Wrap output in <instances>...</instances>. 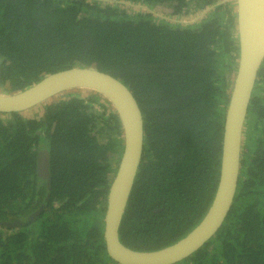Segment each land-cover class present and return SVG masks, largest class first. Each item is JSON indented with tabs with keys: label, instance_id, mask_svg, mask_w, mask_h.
I'll list each match as a JSON object with an SVG mask.
<instances>
[{
	"label": "trees",
	"instance_id": "16d2710c",
	"mask_svg": "<svg viewBox=\"0 0 264 264\" xmlns=\"http://www.w3.org/2000/svg\"><path fill=\"white\" fill-rule=\"evenodd\" d=\"M236 10L235 0H0L3 93L81 67L110 74L138 101L144 151L120 228L129 249L177 243L212 204L239 57ZM44 152L50 190L37 177ZM122 152L119 118L93 92L54 98L33 118L0 113V221L24 220L48 199L32 221L0 226V264H117L104 217ZM240 167L223 226L177 264H264V63Z\"/></svg>",
	"mask_w": 264,
	"mask_h": 264
},
{
	"label": "water",
	"instance_id": "95a60500",
	"mask_svg": "<svg viewBox=\"0 0 264 264\" xmlns=\"http://www.w3.org/2000/svg\"><path fill=\"white\" fill-rule=\"evenodd\" d=\"M239 43L237 69L225 115L222 157L218 186L212 204L202 221L177 243L154 252L127 248L120 228L144 151V118L132 91L110 74L91 68L74 67L42 79L14 94L0 92V113L24 114L42 111L54 98L69 92L96 93L103 97L119 118L123 152L107 197L104 240L108 256L117 264H177L199 251L223 226L235 202L241 171L243 135L258 73L264 63V0H235ZM37 177L51 188L49 156L44 152ZM48 199L24 220L2 222L16 228L35 219Z\"/></svg>",
	"mask_w": 264,
	"mask_h": 264
},
{
	"label": "rangeland",
	"instance_id": "374dc122",
	"mask_svg": "<svg viewBox=\"0 0 264 264\" xmlns=\"http://www.w3.org/2000/svg\"><path fill=\"white\" fill-rule=\"evenodd\" d=\"M222 1H227V0H222ZM230 1H233V0H230ZM220 2H221V1H220ZM125 7H126V6H125ZM134 9H135V8H134ZM135 10H138V9H135ZM135 10H127V11H128V13H131V11H133V12L136 13ZM200 17H201V16H199V17H194V18H192V17H188L187 20H186V22L194 23V22L200 21V19H201ZM0 92H2V89H0ZM40 113H41V111H31V112L26 113V114H25V117L33 118V117H35L37 114H40Z\"/></svg>",
	"mask_w": 264,
	"mask_h": 264
},
{
	"label": "flooded vegetation",
	"instance_id": "af4514ba",
	"mask_svg": "<svg viewBox=\"0 0 264 264\" xmlns=\"http://www.w3.org/2000/svg\"><path fill=\"white\" fill-rule=\"evenodd\" d=\"M40 160H41V159H40ZM40 160H39V161H40Z\"/></svg>",
	"mask_w": 264,
	"mask_h": 264
}]
</instances>
